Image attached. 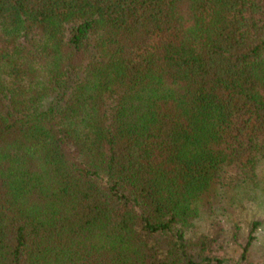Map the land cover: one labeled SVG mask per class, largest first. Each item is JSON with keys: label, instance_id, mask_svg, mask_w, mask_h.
Masks as SVG:
<instances>
[{"label": "trees", "instance_id": "16d2710c", "mask_svg": "<svg viewBox=\"0 0 264 264\" xmlns=\"http://www.w3.org/2000/svg\"><path fill=\"white\" fill-rule=\"evenodd\" d=\"M263 228L264 0H0V264H264Z\"/></svg>", "mask_w": 264, "mask_h": 264}, {"label": "rangeland", "instance_id": "374dc122", "mask_svg": "<svg viewBox=\"0 0 264 264\" xmlns=\"http://www.w3.org/2000/svg\"><path fill=\"white\" fill-rule=\"evenodd\" d=\"M217 224H218V227L222 226L218 217L214 224L216 225V229L218 228ZM244 234H245V231H241L236 237L237 241L244 238ZM257 236H258V241L254 244L253 251L258 258L262 259L264 258V228L258 231ZM233 250H234L233 247H231L230 245L227 246L225 243L223 244L220 243L217 248V254L221 257H228Z\"/></svg>", "mask_w": 264, "mask_h": 264}]
</instances>
